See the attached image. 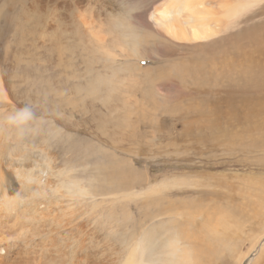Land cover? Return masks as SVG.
<instances>
[{
  "label": "rangeland",
  "instance_id": "obj_1",
  "mask_svg": "<svg viewBox=\"0 0 264 264\" xmlns=\"http://www.w3.org/2000/svg\"><path fill=\"white\" fill-rule=\"evenodd\" d=\"M258 74L264 0H0V256L264 264Z\"/></svg>",
  "mask_w": 264,
  "mask_h": 264
},
{
  "label": "bare ground",
  "instance_id": "obj_2",
  "mask_svg": "<svg viewBox=\"0 0 264 264\" xmlns=\"http://www.w3.org/2000/svg\"><path fill=\"white\" fill-rule=\"evenodd\" d=\"M210 1V0H209ZM201 3L202 4H204V2L203 1H201ZM225 5V4H224ZM217 8H218V3H217V5H215ZM225 8L226 7H223V11L222 10H220V12L222 11V13L224 12V13H226L225 11ZM225 10V11H224ZM219 13V12H218ZM226 15V14H225ZM233 16V15H232ZM212 33L213 32H211L210 31V29H209V26H204V31H203V35L205 36V37H208V36H210V35H212ZM193 35H196V33H193ZM258 65V64H257ZM259 65H261V64H259ZM260 67V66H259ZM263 68V67H262ZM250 69H253L252 67L250 68ZM256 69V68H255ZM254 69V70H255ZM248 70V69H247ZM249 71V70H248ZM263 71V70H262ZM254 72H256V71H254ZM258 72V71H257ZM260 74H258V76L257 77H260V80H259V82H258V80H257V82L258 83H260L261 84V82L260 81H262L263 82V84H264V74H262V75H260ZM233 77H234V75H233ZM253 77V76H252ZM256 77V78H257ZM231 78V77H230ZM255 78V77H254ZM252 80V79H251ZM253 83H255V80H254V82ZM256 84V83H255ZM247 85V84H246ZM262 85V84H261ZM242 86V85H241ZM242 88V87H241ZM262 88H263V86H262ZM263 105V104H262ZM264 108V107H263ZM262 108V109H263ZM261 110V109H260ZM36 180H38V179H36ZM18 215H17V218L16 219H18ZM2 233H3V231H2ZM2 233H1V235H2ZM5 234V233H4ZM4 236V235H3ZM2 237V236H1ZM0 239H3V238H0ZM6 239H8V238H6ZM5 241V240H4ZM8 241V240H7ZM3 242H0V250H1V247H3L4 248V243L2 244ZM17 246V245H16ZM13 248H14V246H13ZM184 248V247H183ZM18 249V248H17ZM11 250H12V248H11ZM176 250H179V249H176ZM262 250H263V248H262ZM8 251H10V250H8ZM34 253H35V251H34ZM178 253V252H177ZM2 254V253H1ZM7 254V253H6ZM6 254L4 255V253H3V255L2 256H0V264H14L15 262H16V264H21L20 263V261H19V259L20 258H15V260H14V262L12 263V258H10L9 257V255L8 256H6ZM10 254V253H9ZM138 255V254H137ZM183 255V254H182ZM12 256V255H11ZM184 256V255H183ZM36 257H37V255H36ZM39 257H40V255H39ZM42 257V256H41ZM138 257V256H137ZM143 257H144V255H143ZM150 257V256H149ZM185 257V256H184ZM190 258H192V257H190ZM262 257L260 256V259H261ZM36 259V258H35ZM144 260V264H149V262L150 261H148V260H145V259H143ZM38 261H39V259H38ZM139 261V260H138ZM256 261V260H255ZM151 262H152V260H151ZM150 262V263H151ZM154 262V261H153ZM152 262V264H154ZM167 262V261H166ZM171 261H169V263H170ZM192 262V260L190 261V260H188L185 264H192L191 263ZM127 263V262H126ZM129 264H134V263H130V261L128 262ZM168 263V264H169ZM38 264V263H37ZM137 264H139V262L137 263ZM140 264H142V263H140ZM156 264V263H155ZM162 264V263H161ZM164 264V263H163ZM171 264H172V262H171ZM178 264H184V263H178Z\"/></svg>",
  "mask_w": 264,
  "mask_h": 264
},
{
  "label": "clouds",
  "instance_id": "obj_3",
  "mask_svg": "<svg viewBox=\"0 0 264 264\" xmlns=\"http://www.w3.org/2000/svg\"><path fill=\"white\" fill-rule=\"evenodd\" d=\"M34 118V112L32 108L28 105H24L22 108L9 113L6 115L0 125H7L14 128H22L27 125Z\"/></svg>",
  "mask_w": 264,
  "mask_h": 264
}]
</instances>
